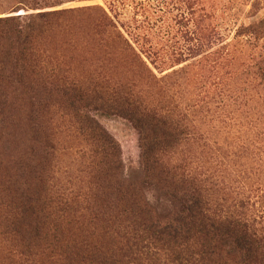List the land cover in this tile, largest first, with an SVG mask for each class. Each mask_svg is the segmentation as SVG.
Listing matches in <instances>:
<instances>
[{
	"label": "rangeland",
	"instance_id": "rangeland-1",
	"mask_svg": "<svg viewBox=\"0 0 264 264\" xmlns=\"http://www.w3.org/2000/svg\"><path fill=\"white\" fill-rule=\"evenodd\" d=\"M19 6L28 9L0 0V17ZM38 6L29 10H65L50 22L41 46L42 62L58 79L79 82L92 102L121 82L159 110L182 114L189 140L174 155L209 173L217 188L251 194L264 223V154L256 152L264 127V75L257 69L264 65V0H40ZM101 16L114 31L97 33ZM251 22L261 27L256 38L241 30ZM45 112L55 148L41 162L32 160V171H23L0 141V264H88L98 256L93 248L106 241L121 246L116 232L133 226L114 210L94 219L92 212L104 192L102 164L112 183L128 186L139 177L137 128L118 116L95 115L116 145L117 168L60 96H51ZM57 202L69 204L63 215L54 213Z\"/></svg>",
	"mask_w": 264,
	"mask_h": 264
},
{
	"label": "trees",
	"instance_id": "trees-1",
	"mask_svg": "<svg viewBox=\"0 0 264 264\" xmlns=\"http://www.w3.org/2000/svg\"><path fill=\"white\" fill-rule=\"evenodd\" d=\"M17 1L28 9L20 12L23 7L19 6L0 17V127L7 129L3 136L0 130V141L8 143L6 149L15 154V163L25 165L23 171H32L30 162H41L55 148L45 131L51 121L45 105L54 94L67 105L74 121L95 136L101 152L111 156L109 164H116V145L95 115L118 116L140 133L139 177L134 176L128 186L112 183L106 163L102 164L99 174L104 192L100 190L92 212L94 219L114 210L133 226L116 232L121 246L115 248L111 243L107 247L106 241L93 248L98 256H89L88 264H264V223L260 224L251 194L243 197L217 188L209 173L192 168L182 154L174 155L188 139L190 126L185 117L144 102L131 85L121 82L115 83L108 98L92 102L79 82L68 76L58 79L55 68L42 62L41 46L50 22L56 23L65 10L30 11L40 7V0ZM95 29L98 34L114 31V24L101 16ZM260 29L251 22L241 30L255 37ZM257 69L263 76L264 65ZM121 88L128 91L121 92ZM261 130L256 152L264 154V127ZM68 206L57 202L55 215H63Z\"/></svg>",
	"mask_w": 264,
	"mask_h": 264
}]
</instances>
